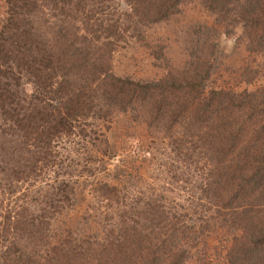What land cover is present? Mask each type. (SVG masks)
<instances>
[{"label": "trees", "instance_id": "trees-1", "mask_svg": "<svg viewBox=\"0 0 264 264\" xmlns=\"http://www.w3.org/2000/svg\"><path fill=\"white\" fill-rule=\"evenodd\" d=\"M192 3L226 34L239 27L246 50L264 57V0H0V264H204L203 239L219 231L232 237L228 264H264V85L209 86L215 27L174 36L178 62L168 37L150 35ZM131 42L164 73H116ZM255 77L248 66L239 75ZM125 117L165 141L169 185L184 175L191 208L99 183L105 224L79 236L71 217L83 187L71 181L84 171L74 162L84 147L105 169L119 154L109 133Z\"/></svg>", "mask_w": 264, "mask_h": 264}, {"label": "rangeland", "instance_id": "rangeland-1", "mask_svg": "<svg viewBox=\"0 0 264 264\" xmlns=\"http://www.w3.org/2000/svg\"><path fill=\"white\" fill-rule=\"evenodd\" d=\"M1 17L2 13L0 12ZM195 23L203 24L207 27H215L216 29L214 38L217 47L214 58L216 59L217 71L209 83L210 87H230L236 91H241L244 89L254 90L264 85V57L249 53L246 50L239 27L235 28L232 34H226L223 28L214 25L213 17L197 3L183 7L181 14L170 23L151 30L150 35L153 38H159L161 41L168 37L169 39L165 42L173 47L170 56L175 62H178L181 57L183 58V55L181 48L176 47L174 36L182 37L183 30L191 29ZM120 53L123 54L122 61L117 64L115 60L114 67L118 74L125 70L127 74L146 79L159 77L161 73H164L163 69H159L161 63L153 65L148 51L132 44V42L128 46H121ZM244 66H248L251 71L256 72L255 80L250 85L241 83V79H239L240 72ZM154 132V130L143 129L141 125L133 124V122H130L129 117L119 119L114 125L111 134L109 133L111 141L116 142V145L119 146V154L104 164L105 169L101 167L103 159H97L98 162H94L90 157L86 159V150L84 147L80 148L81 159L74 162V167H77L78 171L84 172L83 174H77L71 181L74 182L76 188L83 187L77 197L78 199L81 198L77 204V208L80 210L76 216H73L74 218L71 217L73 215L72 212L67 214L71 219L79 220L78 225H80L77 232L79 236L97 232L100 224L104 223L102 220L103 213L101 215L93 193L99 183L115 184L120 182L121 184L122 182L127 189L126 195L129 197L161 196L163 200L173 203L172 206H180L182 209L183 207L191 208L190 186L184 181V175L181 177V181L177 183V186L169 185L170 175L165 173L169 163L166 158V155L169 154V148L161 137L154 135ZM122 133L128 134L130 140L127 141L121 138L119 134ZM158 134L161 133L159 132ZM131 135L134 137L131 138ZM161 141L164 143H161ZM115 166L121 170V173L123 172L126 179H116V176H114L116 172ZM98 168L101 171H94ZM156 168L162 171L158 172ZM87 170H91L95 174L90 176ZM84 182L86 183L84 184ZM36 184L35 188L38 186V183ZM90 188H92L91 192L88 193ZM82 197L85 198L83 199ZM2 202L6 206L8 204L7 197H2ZM113 208L117 209L116 206ZM94 209L98 211V216L100 217L95 218V220L92 217ZM115 209L110 212L111 215H114ZM106 211H110V209ZM182 212H184V209ZM89 215L90 218H86ZM191 218L190 216L187 220ZM231 238L225 231L211 233L208 238L204 237V244L201 245L197 258L200 261L204 260L208 264H228L225 255L226 250L230 246Z\"/></svg>", "mask_w": 264, "mask_h": 264}]
</instances>
